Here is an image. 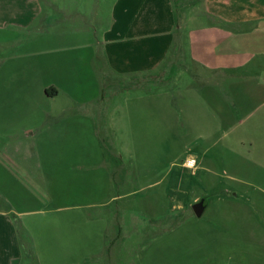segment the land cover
Wrapping results in <instances>:
<instances>
[{
    "label": "crops",
    "instance_id": "obj_1",
    "mask_svg": "<svg viewBox=\"0 0 264 264\" xmlns=\"http://www.w3.org/2000/svg\"><path fill=\"white\" fill-rule=\"evenodd\" d=\"M79 2L0 0V264H109L106 239L100 247L94 231L82 236L80 216L46 214L94 207L87 202L91 192L103 196L113 185L107 158L97 148L95 117L82 113L103 101L110 88L103 79L156 76L175 51L212 72L253 62L264 69V0H200L202 8L181 24L172 0H111L100 16L93 7L81 11ZM52 9L68 23L61 28L56 21V29L82 32L66 38V44L15 53L21 36L26 40L35 31L48 37L55 25L49 23ZM199 18L208 24L194 27ZM152 114L159 122L160 109ZM124 152L120 160L113 157L116 166L135 160ZM30 157L35 169L22 161ZM198 165L190 158L179 168L171 164L168 195L187 190ZM181 169L188 175L184 187L175 184ZM119 183H124L121 177ZM82 191L88 197L81 199ZM38 230L46 240L44 249L34 251L27 240ZM49 232L56 236V249L45 246L54 242L45 235Z\"/></svg>",
    "mask_w": 264,
    "mask_h": 264
},
{
    "label": "rangeland",
    "instance_id": "obj_2",
    "mask_svg": "<svg viewBox=\"0 0 264 264\" xmlns=\"http://www.w3.org/2000/svg\"><path fill=\"white\" fill-rule=\"evenodd\" d=\"M56 1L73 5V0ZM199 1L175 0L179 24L202 8ZM110 3L80 0L78 5L81 11L93 7L97 15ZM63 18L49 11V23L55 25L48 37L35 31L26 40L21 36L15 53L69 43L66 38L82 31L76 21L70 23L78 29H56V21L61 28L68 24ZM206 20L199 18L193 25H206ZM177 53L156 76L139 77L138 88L129 95L119 90L124 82L110 81L103 101L82 109L95 117L97 148L107 158L113 185L103 196L91 192L87 202L94 207L46 214L80 216L82 236L94 231L100 247L106 239L109 264H264V69L253 62L235 71L212 72L184 51L182 57ZM153 108L160 109L159 122L153 121ZM122 116L128 121L122 122ZM124 149L135 160L123 159L116 166L113 157L125 155ZM190 156L199 168L188 189L168 195L170 165L179 168ZM22 161L35 169L31 157ZM187 177L181 169L175 184L184 187ZM80 194L81 199L88 197ZM203 198L206 208L197 218L192 205ZM43 234L38 230L27 240L34 251L44 249ZM45 235L54 240L45 246L55 247V234Z\"/></svg>",
    "mask_w": 264,
    "mask_h": 264
},
{
    "label": "trees",
    "instance_id": "obj_3",
    "mask_svg": "<svg viewBox=\"0 0 264 264\" xmlns=\"http://www.w3.org/2000/svg\"><path fill=\"white\" fill-rule=\"evenodd\" d=\"M172 2H174L173 3V5H174V13H175V17H176V20H177V23H178L179 19H180V13L178 12L177 5H175V0H172ZM182 37L183 36H181V39H182ZM105 79L108 82L106 84L104 83V86L108 85L110 81H115V82H118V83H121V81L124 82L126 86L122 90H120V91H123L124 93L129 91V90L138 88V83H139V79H136V80L135 79H124V78H122L120 76H117V75H112L111 77H107ZM102 97H103V94H102Z\"/></svg>",
    "mask_w": 264,
    "mask_h": 264
},
{
    "label": "water",
    "instance_id": "obj_4",
    "mask_svg": "<svg viewBox=\"0 0 264 264\" xmlns=\"http://www.w3.org/2000/svg\"><path fill=\"white\" fill-rule=\"evenodd\" d=\"M205 199H200L198 202L192 205V210L197 218H200L204 213L206 205L204 204Z\"/></svg>",
    "mask_w": 264,
    "mask_h": 264
},
{
    "label": "built area",
    "instance_id": "obj_5",
    "mask_svg": "<svg viewBox=\"0 0 264 264\" xmlns=\"http://www.w3.org/2000/svg\"><path fill=\"white\" fill-rule=\"evenodd\" d=\"M189 158H190V159H194V160H195V158H193L192 156H190ZM186 167H188V166H186Z\"/></svg>",
    "mask_w": 264,
    "mask_h": 264
},
{
    "label": "flooded vegetation",
    "instance_id": "obj_6",
    "mask_svg": "<svg viewBox=\"0 0 264 264\" xmlns=\"http://www.w3.org/2000/svg\"><path fill=\"white\" fill-rule=\"evenodd\" d=\"M205 203V202H204Z\"/></svg>",
    "mask_w": 264,
    "mask_h": 264
}]
</instances>
